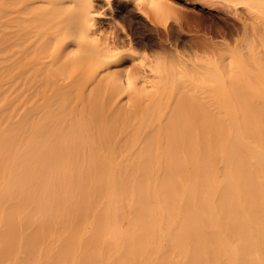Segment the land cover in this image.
Returning <instances> with one entry per match:
<instances>
[{"label": "bare ground", "instance_id": "bare-ground-1", "mask_svg": "<svg viewBox=\"0 0 264 264\" xmlns=\"http://www.w3.org/2000/svg\"><path fill=\"white\" fill-rule=\"evenodd\" d=\"M112 1L0 0V264H264V86L225 120H128L156 113L115 104L112 67L140 55ZM147 4L166 29L149 45L177 53L171 22L198 17ZM208 31L188 43L230 48Z\"/></svg>", "mask_w": 264, "mask_h": 264}, {"label": "rangeland", "instance_id": "rangeland-1", "mask_svg": "<svg viewBox=\"0 0 264 264\" xmlns=\"http://www.w3.org/2000/svg\"><path fill=\"white\" fill-rule=\"evenodd\" d=\"M179 3L184 6V10L198 17L199 25L194 23L191 27L184 26L181 29L171 22L169 29L174 32L178 43V51L174 54L168 49L149 45L159 37L164 39L166 29L146 22L136 12L138 9L133 8L137 4L152 14L150 11L153 9L146 6L147 0H113L111 8H103L104 13L110 16L115 31L118 30L116 32L126 41L132 38V51L140 55L135 59L133 54H127L128 58H122L123 61L112 67H128L121 72L123 75H119L126 82L115 95L116 106L121 109L129 104L133 106H130V112L139 113L140 109L145 108L147 112L156 113V116L152 114L153 117L132 116L128 120H225L228 116L239 114V110L235 109L239 106V92L262 90L264 86V77L261 76H264V0H213L212 8H203L200 3L186 5L182 0ZM125 4L131 10L123 11ZM145 7H149V10ZM234 9L238 14H235ZM234 15L248 17L246 33H242L239 22L238 32L227 34L225 23H233ZM207 31L212 33L215 42L230 43V48L221 45L215 50L201 41L196 42L197 45L189 44L190 41L188 43L187 40L193 36L198 39ZM128 47L126 45L122 50L126 51ZM163 52H169L170 55ZM134 65L139 66L138 69L134 70ZM149 105L154 107L148 108ZM124 107L121 110L131 109Z\"/></svg>", "mask_w": 264, "mask_h": 264}, {"label": "clouds", "instance_id": "clouds-1", "mask_svg": "<svg viewBox=\"0 0 264 264\" xmlns=\"http://www.w3.org/2000/svg\"><path fill=\"white\" fill-rule=\"evenodd\" d=\"M153 6H155V5H153Z\"/></svg>", "mask_w": 264, "mask_h": 264}]
</instances>
